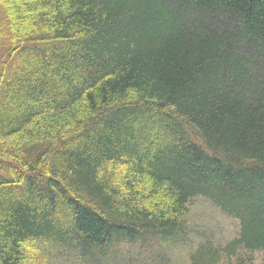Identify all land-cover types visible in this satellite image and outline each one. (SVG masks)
<instances>
[{
    "label": "trees",
    "instance_id": "obj_1",
    "mask_svg": "<svg viewBox=\"0 0 264 264\" xmlns=\"http://www.w3.org/2000/svg\"><path fill=\"white\" fill-rule=\"evenodd\" d=\"M197 197L240 232L191 264H264V0H0V264L178 241Z\"/></svg>",
    "mask_w": 264,
    "mask_h": 264
},
{
    "label": "rangeland",
    "instance_id": "obj_2",
    "mask_svg": "<svg viewBox=\"0 0 264 264\" xmlns=\"http://www.w3.org/2000/svg\"><path fill=\"white\" fill-rule=\"evenodd\" d=\"M188 206L178 241L164 243L158 239L147 244L124 241L87 252L49 244L45 246L48 264H191L190 255L200 243L210 240L224 245L238 237L239 220L223 214L209 201L197 197ZM252 257L256 263L263 260L261 253Z\"/></svg>",
    "mask_w": 264,
    "mask_h": 264
},
{
    "label": "bare ground",
    "instance_id": "obj_3",
    "mask_svg": "<svg viewBox=\"0 0 264 264\" xmlns=\"http://www.w3.org/2000/svg\"><path fill=\"white\" fill-rule=\"evenodd\" d=\"M173 236V235H172ZM196 255V254H195Z\"/></svg>",
    "mask_w": 264,
    "mask_h": 264
}]
</instances>
